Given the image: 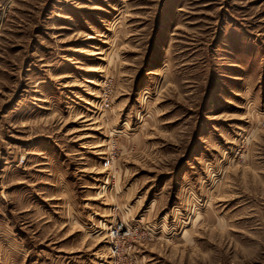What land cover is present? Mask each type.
<instances>
[{
    "label": "rangeland",
    "instance_id": "1",
    "mask_svg": "<svg viewBox=\"0 0 264 264\" xmlns=\"http://www.w3.org/2000/svg\"><path fill=\"white\" fill-rule=\"evenodd\" d=\"M116 222L135 264H264V0H0V264Z\"/></svg>",
    "mask_w": 264,
    "mask_h": 264
},
{
    "label": "built area",
    "instance_id": "2",
    "mask_svg": "<svg viewBox=\"0 0 264 264\" xmlns=\"http://www.w3.org/2000/svg\"><path fill=\"white\" fill-rule=\"evenodd\" d=\"M105 253L98 256V264H135V242L141 241L140 226L136 223L116 222L104 234Z\"/></svg>",
    "mask_w": 264,
    "mask_h": 264
},
{
    "label": "crops",
    "instance_id": "3",
    "mask_svg": "<svg viewBox=\"0 0 264 264\" xmlns=\"http://www.w3.org/2000/svg\"><path fill=\"white\" fill-rule=\"evenodd\" d=\"M94 230V229H93Z\"/></svg>",
    "mask_w": 264,
    "mask_h": 264
}]
</instances>
